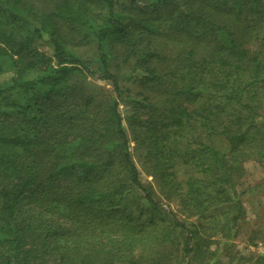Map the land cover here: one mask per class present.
<instances>
[{
  "label": "trees",
  "instance_id": "1",
  "mask_svg": "<svg viewBox=\"0 0 264 264\" xmlns=\"http://www.w3.org/2000/svg\"><path fill=\"white\" fill-rule=\"evenodd\" d=\"M251 161L264 0H0V264H223Z\"/></svg>",
  "mask_w": 264,
  "mask_h": 264
},
{
  "label": "rangeland",
  "instance_id": "2",
  "mask_svg": "<svg viewBox=\"0 0 264 264\" xmlns=\"http://www.w3.org/2000/svg\"><path fill=\"white\" fill-rule=\"evenodd\" d=\"M79 51L92 55L93 49L83 47L79 48ZM88 80L97 85H104L101 81H96L93 78H89ZM121 110L125 111V108L121 106ZM131 145L135 147L134 142ZM246 170V178L243 180L244 185L242 189L248 190V192L241 198L244 202L246 218L242 220V229L237 234V239L234 238L231 241V245H227L226 248L222 249L219 261L223 264H256L257 260L261 258L259 248L264 243V164L251 161L246 164ZM195 172V169L181 167L177 171V179L183 180L188 176H192ZM141 179L145 183L153 182V178L145 172H142ZM154 187L159 192L155 183ZM165 203L163 201V207L167 209L168 205ZM173 208L176 207L174 206ZM214 240L216 244L212 245L211 250L221 248L220 245H222L224 239L217 237ZM205 257L198 255V262L194 264L206 262L207 257ZM260 264L262 263L260 262Z\"/></svg>",
  "mask_w": 264,
  "mask_h": 264
},
{
  "label": "built area",
  "instance_id": "3",
  "mask_svg": "<svg viewBox=\"0 0 264 264\" xmlns=\"http://www.w3.org/2000/svg\"><path fill=\"white\" fill-rule=\"evenodd\" d=\"M259 251L260 255L264 257V243L260 245Z\"/></svg>",
  "mask_w": 264,
  "mask_h": 264
}]
</instances>
